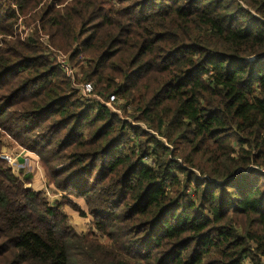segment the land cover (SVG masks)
<instances>
[{
    "label": "trees",
    "instance_id": "1",
    "mask_svg": "<svg viewBox=\"0 0 264 264\" xmlns=\"http://www.w3.org/2000/svg\"><path fill=\"white\" fill-rule=\"evenodd\" d=\"M43 1L0 3V264H264V0ZM18 12L121 113L37 32L6 39ZM5 135L92 228L28 186Z\"/></svg>",
    "mask_w": 264,
    "mask_h": 264
},
{
    "label": "rangeland",
    "instance_id": "2",
    "mask_svg": "<svg viewBox=\"0 0 264 264\" xmlns=\"http://www.w3.org/2000/svg\"><path fill=\"white\" fill-rule=\"evenodd\" d=\"M53 0H44L43 3H50ZM0 3H4V5H8V3H15L14 0H6ZM41 4V5H42ZM15 7L16 5L13 4ZM41 8V6L38 7V10ZM19 16L16 21L13 23L11 27L10 25H6L7 29L12 30V32L8 33L6 39H14L19 38L22 40H25L30 34L32 35L35 32H37V36L41 41L46 40V32L44 30H41L39 27V21L36 18H33L31 15V12L27 13L25 16L18 12ZM9 21V20H7ZM6 22H1L3 24H7ZM3 34H0V40H4ZM1 46V45H0ZM78 60H72V66H74V69L76 71H79V66L77 65ZM82 74L77 76L76 83L81 80ZM79 79V80H78ZM79 84V83H77ZM73 87L75 85L73 84ZM118 102L112 103V107L114 109L118 108ZM121 109V108H120ZM122 111V110H121ZM3 139V150L1 155H6L9 157V159H6L8 164L12 165L14 171L16 173H19V171L23 170L25 173H31L32 174V180L31 183H29L28 186H31L37 190H44L48 196V199H50L51 205L58 206L61 204L60 209L65 212L68 217L70 218V223L75 227L77 231H86L90 228H92V217L89 216L87 213V207L84 202V199H77L73 198L74 201L78 204L79 208L81 210H84L86 214H80L79 211L72 208V206L65 201V203H62V196L61 192H56L53 189V185L50 186L46 179V172L44 171L43 165L40 163L38 156L33 153L30 150H27L25 147L20 146L17 142H15L10 136L5 135L2 136ZM102 239V238H101ZM105 239V238H103Z\"/></svg>",
    "mask_w": 264,
    "mask_h": 264
},
{
    "label": "built area",
    "instance_id": "3",
    "mask_svg": "<svg viewBox=\"0 0 264 264\" xmlns=\"http://www.w3.org/2000/svg\"><path fill=\"white\" fill-rule=\"evenodd\" d=\"M4 1H6V0H4ZM0 2H3V0H0ZM44 41L47 44L48 49L52 50L54 52V56L56 57L57 63L64 70L65 74H67V76L71 78L72 84L75 85V88H77L78 91H80L84 97L88 98V100L92 99V100L100 101V102L104 103L108 108L112 109L113 112L117 111V112L121 113L120 108L117 110V109H114L112 107V103H115L117 101L115 95H111L109 98H104L102 95L97 94L94 91L93 83L90 81H86V80L81 79L82 81H80V82L78 81L77 83H79V84H77L76 83V79H77L76 77L79 76L80 74L78 73V71H76L74 69V66H72V63H71L72 59L69 56V54L62 51V50L60 51V50L54 49L52 47V45L49 43L48 35H46V40H44ZM80 56H81V54H80ZM2 157L9 159V157L6 155H2Z\"/></svg>",
    "mask_w": 264,
    "mask_h": 264
},
{
    "label": "water",
    "instance_id": "4",
    "mask_svg": "<svg viewBox=\"0 0 264 264\" xmlns=\"http://www.w3.org/2000/svg\"><path fill=\"white\" fill-rule=\"evenodd\" d=\"M253 59H255V57H253L252 59H249V60H253Z\"/></svg>",
    "mask_w": 264,
    "mask_h": 264
}]
</instances>
